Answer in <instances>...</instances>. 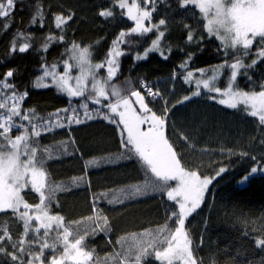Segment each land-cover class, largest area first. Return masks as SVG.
<instances>
[{"label": "trees", "instance_id": "obj_1", "mask_svg": "<svg viewBox=\"0 0 264 264\" xmlns=\"http://www.w3.org/2000/svg\"><path fill=\"white\" fill-rule=\"evenodd\" d=\"M128 3L131 4L132 0ZM136 3L140 9H145L144 0H136ZM182 3L183 0H154V11L151 4L147 6L152 17L145 21L146 27L165 20V25L159 28L164 32L159 50L137 59V56L143 57L145 50L156 40L158 32L155 29L143 35H126L125 42L118 45L122 53L118 57L119 71L110 83L123 89L125 95L140 90L149 108L157 115H163L167 107L165 135L186 168L198 171L202 177L215 176L221 167L227 169L212 181L200 207L185 221L198 264H262L264 249L258 248L255 241L264 239V174L257 173L246 182L241 181L252 167L264 165V125L256 117L247 115L242 106L233 109L212 101L209 96L213 93L203 91L192 95L196 86L185 80L189 71H207L238 59L246 66L252 65L261 47L259 38L247 56L240 48L227 50L226 55L222 42L216 35L208 34L200 11L194 6L182 7ZM38 9L42 15H37ZM104 10L113 15L100 16ZM57 16H71V19L58 29ZM5 25L9 26L5 28ZM133 27L135 22L128 18L126 9L118 6V0H14L9 16L0 18V80L9 70L13 71L7 82L14 85L18 93L27 92L20 102L21 111L34 109L36 116L45 120L57 110L76 108L79 111L82 123L69 125L62 120L64 127L42 131L36 138L38 155L45 161L49 182L63 187L51 201L50 214L62 216L75 238L89 233L84 242L85 251L94 250L93 257L99 264H117V254L135 243L133 235L140 239L141 234L154 232L166 222L174 227V222L168 221L167 217L172 211H178V206L168 200L166 192L152 188L144 194L123 198L121 190L143 186L155 178L122 146V125L104 119L103 114L108 110L102 105L89 100L88 112L94 118L88 119L84 109L80 108L84 102L82 97L69 98L54 85L37 88L33 84L45 66L66 58V50L73 42L88 47L92 60L101 63L119 33H127ZM190 32L191 41L188 40ZM53 35H63L64 40L50 43L45 51L46 38ZM14 43L17 50L13 52ZM25 43L29 45L28 50L19 52ZM185 61L187 67H181ZM104 72L102 68L98 74L104 76ZM230 72L229 68L224 70L218 87L227 86ZM172 77L176 78V85L169 86L159 99L149 97L142 86L147 84L153 88L158 81ZM261 84H264V61L240 69L235 81L238 90L245 92L260 91ZM166 96L170 98L164 102ZM185 96L191 99L183 101ZM59 115L65 117L67 114L61 111ZM51 120L55 121L56 117L52 116ZM19 134L20 130L11 132L13 138ZM44 149L50 151L51 158ZM89 161L98 163L92 166ZM169 183L174 187L176 182ZM21 195L30 205L39 203V194L30 188L22 190ZM114 196H121L122 202L110 203ZM96 216L101 219H88ZM103 217L108 219L106 231L97 228V223L103 227ZM37 224L33 221V227ZM0 225L7 228L14 241L24 232L23 222L11 210L0 212ZM43 231L41 229L40 235ZM55 236V231L51 232L50 244ZM31 237L32 233L26 239ZM121 238L125 239L117 243ZM2 243L7 253L13 251L9 241ZM33 251L38 252L39 247L34 246ZM62 251V245H58L55 251L45 250L44 264H49L53 255H62ZM0 264L13 262L8 255L0 254ZM141 264L160 262L153 253Z\"/></svg>", "mask_w": 264, "mask_h": 264}, {"label": "snow or ice", "instance_id": "obj_2", "mask_svg": "<svg viewBox=\"0 0 264 264\" xmlns=\"http://www.w3.org/2000/svg\"><path fill=\"white\" fill-rule=\"evenodd\" d=\"M145 9H140L136 0L129 4L128 0H118V6L127 10L129 19L135 22V27L129 32L121 31L116 40L113 41V48L109 50L107 57L101 63H91V52L88 47L81 48L73 42L70 49L69 61L64 62L65 71L63 74L58 73L56 65L44 67L43 76L38 77L34 82V87H48L41 82L45 77H51L52 83L61 93L67 94L69 98L82 97L84 102L80 108L84 109V115L88 119L94 118L89 115L88 101L91 100L96 105H102L106 108L107 113L103 114L104 119L112 123L122 125L121 144L130 154L136 156L141 164L150 171L155 178L150 183L143 186H131L130 190H121L123 198L144 194L148 188L161 193L166 192L169 201L175 202L178 211H172L167 217L168 221L174 222V227H170L166 222L165 225L153 231H146L141 234L140 239L133 235L135 243L126 251L117 256V264H141L143 259L154 253V257L160 264H198L193 254L192 240L185 228L186 219L195 212L204 200L205 192L208 186L216 177L220 176L227 169L219 168L215 176L202 177L198 171L189 170L182 164L173 144L170 143L165 135L166 119L168 109L165 107L163 115H157L156 112L149 108L145 102V96L140 90H132L127 95L123 94V89L111 84L110 82L117 76L119 63L117 57L122 55L118 45L124 43V37L133 33L141 35L152 32L154 29L159 33L152 46L145 50L144 56H137V59L147 57L151 51L159 50L160 38L164 32H160L161 25H165V20L161 19L158 24L151 27L145 26V21L151 20L152 12L146 10L149 4L152 5L153 11L154 0H144ZM194 6L197 8L202 17L207 20L206 29L208 34L216 35L227 50L240 48L243 55L247 56L259 38L261 47L257 50V60L252 61L255 65L258 61H264V0H183L182 7ZM14 8V0H0V18L9 16L10 11ZM37 15H42L37 10ZM103 17H111L113 13L108 10L99 13ZM56 27L62 29V26L71 19V16H57ZM33 23L36 18L33 17ZM9 25H5L7 28ZM223 32V35H221ZM22 35V34H18ZM193 39L191 32L188 40ZM64 40L63 35L49 36L46 38L44 45L45 51L52 42ZM29 45L25 43L18 51L24 53L28 50ZM15 43L12 51H16ZM161 55L163 52L161 51ZM166 58V57H165ZM191 59V54L189 55ZM252 65H244L242 60L228 64L225 62L214 69H210L212 75L208 78H200L195 81L197 91L193 95L200 94V87L214 92L223 97L219 100L220 104L227 105L230 108L237 109L242 106L243 111L252 117H256L261 125H264V84L260 85V91L245 92L240 91L235 86V81L239 70ZM107 69V76L97 79L98 70ZM181 67H187V61L181 64ZM230 68L231 75L228 78L227 87L221 89L216 86V81L220 76V69ZM79 68V75L73 77L71 70ZM202 77L204 69L198 70ZM13 71L9 70L3 80H0V212L11 210L16 218L23 222L24 232L20 239L13 240L7 228L0 225V254L8 255L13 264H44L45 250L55 251L58 245L63 246L62 255L56 257L53 255L49 264H66L70 261L72 264H99L94 259L93 251H85V238L89 233L79 235L75 238L70 226L65 225L64 218L59 215L50 214L51 201L57 191L63 190L62 185L53 186L49 182V177L44 169L45 161L38 155L39 142L36 138L40 137L43 132L51 131L55 127H64L62 120L67 124H80L83 121L79 118L80 114L76 108H65L57 110L56 113L50 114L45 120L43 117H37L35 110L21 111V101L27 96V92L18 93L15 86L7 81L13 76ZM193 73L187 72L185 80L192 82ZM130 85V82H126ZM90 85V86H89ZM147 95L153 100L160 96L159 91H153L147 85H142ZM10 94H7L9 93ZM132 98H135L134 100ZM216 99L215 96L211 97ZM191 97L185 96L183 101L190 100ZM107 100L106 104H102ZM179 101L178 103H182ZM71 104V99L69 100ZM137 105L139 111L137 110ZM67 115L61 117L60 112ZM99 114V109H97ZM55 116L56 120L52 121L51 117ZM39 121L37 123L36 121ZM26 122V123H25ZM146 127H142L145 126ZM20 130L21 134L14 138L11 132ZM126 133V135H125ZM264 143V141H262ZM51 158L48 149L43 150ZM246 155V154H242ZM255 160V157H252ZM98 161H89V164L95 166ZM264 174V165L252 167L250 172L243 178L241 183L251 179L255 174ZM174 181L172 187L169 182ZM30 188L39 194V203L35 205L28 204L21 195L22 190ZM121 196H114L110 203H120ZM23 208V211L21 210ZM99 221L100 216L89 217ZM103 227L97 223L100 231H106L108 225L107 217H103ZM33 221L38 224L33 227ZM43 229V235H40ZM55 231L56 236L50 244L48 238L51 232ZM32 233L31 239H26ZM94 234V233H93ZM125 238L117 241L122 243ZM9 241L13 251L7 253L3 243ZM258 248L264 249V239L255 241ZM38 246L39 251L34 252L33 247ZM27 257V259H25ZM264 264V262H262Z\"/></svg>", "mask_w": 264, "mask_h": 264}, {"label": "rangeland", "instance_id": "obj_3", "mask_svg": "<svg viewBox=\"0 0 264 264\" xmlns=\"http://www.w3.org/2000/svg\"><path fill=\"white\" fill-rule=\"evenodd\" d=\"M3 2H5L6 3V0H3ZM204 19V18H203ZM204 21H205V27H206V24H207V20L206 19H204ZM161 32V31H160ZM158 35H159V33H157ZM158 35H157V37H158ZM221 35H223V32H221ZM157 39V38H156ZM80 46V45H79ZM151 46H152V44H151ZM150 46V47H151ZM81 48H85V47H83V46H80ZM228 50H232L231 48H229ZM90 51V50H89ZM71 55V53L70 52H68V54H67V56H66V58H64L63 60H61V61H59V62H57V63H54V64H52V65H56V71L58 72V73H60V74H63L64 73V71H65V68H64V62L65 61H69V63H72V61H70L69 60V56ZM117 59V61H118V63H119V58L117 57L116 58ZM243 62V61H242ZM91 63H93V64H97V62H94L93 60H92V58H91ZM243 64H244V62H243ZM52 65H50V66H52ZM50 66H45V67H50ZM219 66V65H218ZM217 67V66H216ZM216 67H213V68H210V69H214V68H216ZM44 69V68H43ZM105 69V72H104V76H100L99 74L97 75V79H101V78H104V77H106L107 76V69H106V67L104 68ZM227 69V67H225V68H222V69H220V76L219 77H221L222 76V74H223V72H224V70H226ZM230 69V68H229ZM99 71V70H98ZM79 72H80V70H79V68H73L72 70H71V75L73 76V77H75V76H77V75H79ZM187 75V74H186ZM212 75V72L210 71V70H205V72H204V74H203V77H202V74H201V72L199 71V72H196V73H193V78H192V83L191 84H193L194 86H196V83H195V81L197 80V79H200V78H208L209 76H211ZM230 75H231V72H230ZM41 76H43V71H42V74L39 76V77H41ZM37 79V78H36ZM219 80V79H218ZM218 80L215 82L216 83V86H217V83H218ZM36 81V80H35ZM42 84H47V85H54L53 83H52V79H51V77H45L44 78V80L41 82ZM176 78L175 77H172V78H169V79H165V80H162V81H158L157 83H156V85L155 86H153V88H152V90L155 92V91H159V93H160V96H158V97H156L157 99H159V98H162V94H163V92H165L166 91V89L170 86V87H173L174 85H176ZM55 86V85H54ZM90 86V85H89ZM227 86H225L224 88H226ZM221 88V87H220ZM224 88H221V89H224ZM237 88V87H236ZM238 89V88H237ZM240 91H243V90H241V89H239ZM170 92H169V94L172 96V94H173V91H172V89H170L169 90ZM197 91V86H196V88H195V90H194V92H196ZM199 91H200V93L201 92H209L207 89H206V91H205V89L201 86L200 87V89H199ZM193 92V93H194ZM193 93H192V95H193ZM210 93H213L212 95H210ZM209 93V98L212 100V101H216L217 103H219V100L220 99H222L223 97H221V96H219V94H217V93H214V92H210ZM169 94H168V96H169ZM168 96H166V99H164V102H167L168 100H169V98H168ZM213 96H215L216 97V99H212L211 97H213ZM133 100L135 99V98H132ZM107 102V100H103L102 101V104H105ZM220 104V103H219ZM221 105H224V104H221ZM135 107H137V110L139 111V107L137 106V105H134ZM225 106H227V105H225ZM189 110L193 113L194 111H193V109L192 108H189ZM258 119V118H257ZM211 185V184H210ZM210 185L208 186V189H209V187H210ZM206 193H207V191L205 192V195H206ZM205 197V196H204ZM66 264H72V262H70V261H68V262H66Z\"/></svg>", "mask_w": 264, "mask_h": 264}]
</instances>
